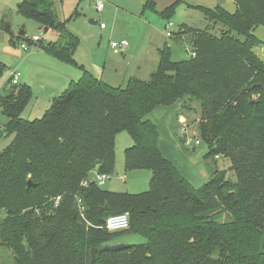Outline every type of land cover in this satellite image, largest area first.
Masks as SVG:
<instances>
[{"label": "trees", "instance_id": "16d2710c", "mask_svg": "<svg viewBox=\"0 0 264 264\" xmlns=\"http://www.w3.org/2000/svg\"><path fill=\"white\" fill-rule=\"evenodd\" d=\"M233 3L232 13L197 7L209 25L181 26L174 37L195 57L174 62L165 45L147 81L130 78L125 87H114L81 66L82 77L30 121L21 117L29 87L11 85V94L0 97L4 131L12 136L0 154V247L11 251L13 264H264V62L253 51L264 44L256 35L264 32V0ZM176 4L160 17L169 19ZM142 8L155 11V2L145 0ZM19 12L54 30L57 40L46 51L76 65L78 40L59 21L52 0H23ZM216 24L221 28L212 33ZM185 99L198 105L199 112L188 109L200 117L198 145L206 147L203 160L211 173L200 187L162 155L158 128L149 119L156 108ZM123 131L132 141L124 149V171H149L148 190L82 186L92 172L113 173L115 138ZM219 156L229 162L227 169L216 168ZM125 212L124 231L145 242L106 251L122 231L104 229L103 220ZM223 215L228 221L218 222Z\"/></svg>", "mask_w": 264, "mask_h": 264}, {"label": "rangeland", "instance_id": "374dc122", "mask_svg": "<svg viewBox=\"0 0 264 264\" xmlns=\"http://www.w3.org/2000/svg\"><path fill=\"white\" fill-rule=\"evenodd\" d=\"M22 1L0 0V97H4L6 91L10 90L11 74L18 73L19 86L31 89V98L21 115L29 121L41 118L51 100L60 95L70 81H78L82 77L81 66L114 87H125L130 78L147 81L156 70L158 50L165 45L171 50L172 61L179 62L190 58V46L183 41L174 40L181 26L203 30L209 25L197 9L200 3H204L202 0H193L195 6L190 2L192 0H188L191 6L184 1L152 0L155 3L157 1V6L163 9L177 3L169 19L161 18L151 10L143 11L145 0H52L53 10L59 21L64 22L67 31L78 40L72 55L76 65H72L55 56L54 52L46 51L48 44L56 42L58 36L54 30L48 29L44 32L45 27L22 17L19 12ZM98 1L103 3V9L100 11L95 9ZM220 2L219 0L218 3ZM90 20L97 24H90ZM168 24L171 26L168 27ZM100 25H103L104 29H100ZM6 27L9 28L8 31ZM210 27L213 28L212 33L221 28L219 24ZM20 32H23L24 36H20ZM167 32L170 37L166 36ZM33 38L37 41H33ZM121 41L129 44L125 50L111 48V43ZM22 45L26 48L22 49ZM186 100L177 102L171 108H156L149 119L160 132L161 145L169 146L170 136L174 144L180 146L175 149L171 144L173 154H170V157L177 156L180 167L189 171V166L196 169L199 165L205 167L203 156L206 147L201 143L196 145L200 117L193 113L192 109H188L190 106L199 112L198 105H189ZM6 123L7 118L0 112V154L12 140V136H6L4 131ZM184 141L187 148L183 149L181 143ZM129 142L132 143L125 131L116 135L114 171L109 180L101 186L102 190L130 194L148 190L149 171H124V149L129 147ZM200 153L203 154L199 155ZM163 154L168 157L164 146ZM192 158L196 163L191 164V161H188ZM207 162L212 163L210 160ZM215 162L219 170L229 166V162L222 156L215 158ZM206 174L211 175L208 171ZM91 175L93 174L90 173L89 178ZM227 178L234 181L233 172H228ZM192 181L193 186L199 187L195 180ZM228 219L227 215H223L217 221L224 222ZM143 242L145 239L141 236L122 231L110 245H134ZM0 264H13L11 251L3 247H0Z\"/></svg>", "mask_w": 264, "mask_h": 264}, {"label": "crops", "instance_id": "0c3cea01", "mask_svg": "<svg viewBox=\"0 0 264 264\" xmlns=\"http://www.w3.org/2000/svg\"><path fill=\"white\" fill-rule=\"evenodd\" d=\"M185 2V4H189L190 6H191V3H192V5L193 6H195V1H190L191 3H189L188 2V0H174L173 2ZM218 1L219 0H202V2H204V3H198L199 4V6L198 7H206V8H209V9H214V8H216L217 6H219V7H222L223 9H225L227 12H229V13H232L233 11H234V3H233V0H220V1H223V5H220V4H222V3H218ZM171 3V2H170ZM169 3V4H170ZM157 4H158V2L156 1V3H155V6H156V8H155V11L154 12H156V13H160L162 10H163V8H161V7H159V6H157ZM164 8H166V6L164 7ZM256 35L261 39V41L262 42H264V32H263V30L260 28L258 31H257V33H256ZM253 51H254V53L255 54H257V56L260 58V59H263L264 60V44L263 45H260V46H258V47H255L254 49H253ZM101 79V78H100ZM159 135H160V132H159ZM160 140H161V138L159 137V143H158V145H159V149H160V151H161V153H162V155L164 156V154H163V146H164V151L168 154L167 156L168 157H166L168 160H170L175 166H176V168L179 170V172L191 183V182H193L192 180H195L194 182H196V184H199V187L202 185V184H204L205 182H207L208 181V179L207 178H209V176H208V174H206V170H205V167H201V165H199L198 167H197V169L196 168H190V166H189V168H188V170L189 171H187L185 168H181L180 167V162H179V159L177 158V156L174 158L173 156H171L170 157V154H173V148L171 147V144H172V146H174L175 147V149H178V148H180V146L179 145H175L174 144V142H173V140L170 138V136H168V140L170 141V143L168 144L171 148H169V146H165V145H161V142H160ZM131 145V142H129L128 143V145L127 146H130ZM185 147H186V145H185ZM187 148V147H186ZM192 149H195V147H192ZM206 153V152H205ZM203 153H200L199 155H202ZM205 155V154H204ZM165 157V156H164ZM204 157V156H203ZM183 160H185V156L183 157ZM188 161H191V164H193V163H196L195 162V160H193V158L190 160H188ZM189 163V162H188ZM183 171L185 172V173H183ZM93 177V175H91L90 176V178H92ZM191 180V181H190ZM192 184V183H191ZM110 191V190H109ZM111 192H113V191H111Z\"/></svg>", "mask_w": 264, "mask_h": 264}, {"label": "built area", "instance_id": "2783aa9c", "mask_svg": "<svg viewBox=\"0 0 264 264\" xmlns=\"http://www.w3.org/2000/svg\"><path fill=\"white\" fill-rule=\"evenodd\" d=\"M95 9L97 11H100L103 9V3L102 1H98V3L95 5ZM171 24H168V27H170ZM100 29H104L103 25H100ZM167 37H170V33H166ZM33 41H37L36 38H33ZM129 46L128 42L121 41L119 43H111V48L117 49V50H125ZM22 49H25L26 47L24 45L21 46ZM190 57H195V54L193 52H190ZM10 84L13 86L19 85V74L18 73H12L10 78ZM196 145H198V141H196ZM94 178H89L88 180L84 181L82 183V186H87L89 182H94L97 186L101 187L105 182L109 180L110 175L107 174H100L98 172H92ZM60 201V198L57 197L54 201V205L56 206L58 202ZM78 209H79V216L81 219H84V207L82 206V202L80 199H78ZM129 227V213L125 212L119 215L110 216L107 219L104 220L103 228L110 231V232H118V231H124L128 229Z\"/></svg>", "mask_w": 264, "mask_h": 264}, {"label": "water", "instance_id": "95a60500", "mask_svg": "<svg viewBox=\"0 0 264 264\" xmlns=\"http://www.w3.org/2000/svg\"><path fill=\"white\" fill-rule=\"evenodd\" d=\"M220 3H223V1H221ZM89 23L92 24V25H96V24H97V22L92 21V20H90ZM6 30L8 31L9 28L6 27ZM47 30H48V29L46 28V29L44 30V32H46ZM19 35H20V36H24V33H23V32H20ZM11 92H12L11 89L8 90V95H10ZM27 187H28V188H30V187H34V185H33L30 181H28V182H27ZM107 209H108V208H107L106 206L103 208L104 211H106ZM103 223H104V220H103ZM128 246H129V245H125V244H114V245H110V246H105L104 249H105L106 251H109V252H116V251H120V250L126 249V248H128ZM96 251H97L96 249H92V250H91V260H92V261H94Z\"/></svg>", "mask_w": 264, "mask_h": 264}]
</instances>
